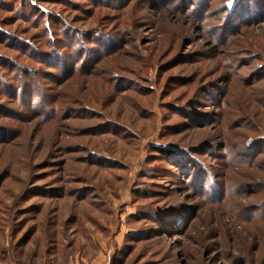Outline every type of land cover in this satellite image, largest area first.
Listing matches in <instances>:
<instances>
[{
    "label": "rangeland",
    "instance_id": "374dc122",
    "mask_svg": "<svg viewBox=\"0 0 264 264\" xmlns=\"http://www.w3.org/2000/svg\"><path fill=\"white\" fill-rule=\"evenodd\" d=\"M234 2L0 0V264H264V0Z\"/></svg>",
    "mask_w": 264,
    "mask_h": 264
},
{
    "label": "trees",
    "instance_id": "16d2710c",
    "mask_svg": "<svg viewBox=\"0 0 264 264\" xmlns=\"http://www.w3.org/2000/svg\"><path fill=\"white\" fill-rule=\"evenodd\" d=\"M241 1H244V0H236V2H234V4H233V6L230 8V10H229V16H231V15H233V14H235L236 12H237V9L240 7V5L242 4V2ZM238 5V6H237ZM236 8V9H235ZM230 18V17H229ZM47 24V25H46ZM45 25H46V30H48L49 29V32L51 33V35H52V30H51V28H50V23H49V19H46L45 20ZM100 38H103V40H105L106 39V37H105V35L104 36H101ZM97 39V38H96ZM98 40V39H97ZM101 40V39H100ZM111 43V42H110ZM80 48V47H79ZM80 50H81V48H80ZM156 149H157V151L158 152H160V153H163V154H167V153H169V150H164V148H162V147H156ZM193 170H194V174L195 175H200V174H202L203 173V170H202V168L201 167H196V166H194L193 167ZM197 185L199 184V182L198 183H196Z\"/></svg>",
    "mask_w": 264,
    "mask_h": 264
}]
</instances>
